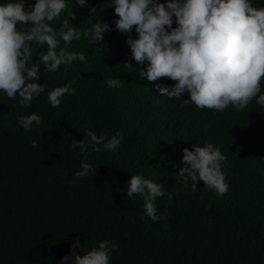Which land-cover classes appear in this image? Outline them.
I'll return each instance as SVG.
<instances>
[{
  "label": "trees",
  "instance_id": "16d2710c",
  "mask_svg": "<svg viewBox=\"0 0 264 264\" xmlns=\"http://www.w3.org/2000/svg\"><path fill=\"white\" fill-rule=\"evenodd\" d=\"M105 2L86 0L81 7L68 0L53 22L58 30L72 13L69 22L81 33L99 20L109 24L102 42L90 45L82 35L65 48L60 41L57 51L84 52V62H73L67 72L61 65L55 73L41 63L36 82L46 90L27 108L0 92V264H59L76 241L91 251L104 240L117 245L110 264H264V108L254 98L240 111L229 106L219 113L181 108V100L162 96L157 85L176 82L139 75L149 62H135L126 43L138 39L135 26L121 34L114 7ZM251 2L264 8V0ZM34 3L25 0L26 6ZM46 51L37 46L32 62ZM113 78L123 81L120 87H108ZM69 81H75V94L52 108L48 92ZM32 113L42 123L25 131L17 117ZM89 127L109 139L121 133V146L115 152L73 148ZM209 143L228 158L222 172L229 190L220 197L203 181L193 191L176 176L183 149ZM81 161L96 174L74 179ZM136 174L171 193L155 201L157 222L145 215L142 198L126 196Z\"/></svg>",
  "mask_w": 264,
  "mask_h": 264
},
{
  "label": "clouds",
  "instance_id": "9594fccd",
  "mask_svg": "<svg viewBox=\"0 0 264 264\" xmlns=\"http://www.w3.org/2000/svg\"><path fill=\"white\" fill-rule=\"evenodd\" d=\"M67 3L68 0H35L34 5L26 6L25 0H7L0 4V92L9 99L18 97L22 107L27 108L46 90V85L36 82L40 80L41 63L47 73L58 72L61 65L67 72L73 62L86 60L84 52L66 51L67 46L74 40L79 41L82 35L90 45L102 42L104 33L110 30L108 23L99 20L81 33L69 22L75 19L72 13L55 30L53 22L61 17ZM76 4L87 6L86 0H76ZM108 6L114 7L118 17L114 21L115 28L121 34L131 32L135 26L138 39L129 38L126 43L135 62H149L139 75L150 82L158 78L176 82L174 86L157 85L162 96L181 100V108L194 105L198 109L207 108L219 113L229 106L240 111L254 98L264 108V93H261L264 8L253 7L251 0H169L167 3H159V0H106L105 7ZM93 12H96L94 8ZM60 41L64 42L65 48L57 51ZM45 45L46 53L41 52L39 60L32 62L33 50ZM73 83L75 81H69L48 92L47 100L52 108L60 106L65 94H75ZM122 83L117 78L107 81L110 88H118ZM186 92L188 99H182ZM17 122L25 131H31L42 123V117L36 113L20 115ZM122 139L119 132L109 139L89 127L84 139L74 140L72 147L85 151L91 145L95 152H115ZM227 159L211 143L203 147L193 144L192 150L183 149V167L176 176L193 191H197V184L203 181L204 187L214 190L220 197L229 190L222 172V164ZM96 171L91 164L81 161L74 179L95 175ZM165 195L171 198V193L166 192L162 184L140 174L131 175L127 183L126 196L142 198L145 215L153 222L161 219L155 201ZM77 248H81L79 241L70 248L71 255L62 257L59 264H110L111 253L117 245L104 240L91 251L81 248L83 255L77 254Z\"/></svg>",
  "mask_w": 264,
  "mask_h": 264
}]
</instances>
